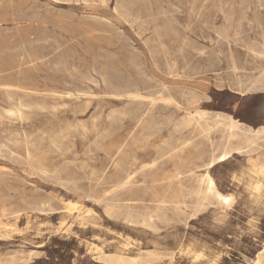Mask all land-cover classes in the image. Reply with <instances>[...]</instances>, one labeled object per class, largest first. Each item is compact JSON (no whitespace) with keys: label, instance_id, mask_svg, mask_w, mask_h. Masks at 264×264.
I'll list each match as a JSON object with an SVG mask.
<instances>
[{"label":"rangeland","instance_id":"1","mask_svg":"<svg viewBox=\"0 0 264 264\" xmlns=\"http://www.w3.org/2000/svg\"><path fill=\"white\" fill-rule=\"evenodd\" d=\"M261 126L264 0H0V264H264Z\"/></svg>","mask_w":264,"mask_h":264},{"label":"bare ground","instance_id":"2","mask_svg":"<svg viewBox=\"0 0 264 264\" xmlns=\"http://www.w3.org/2000/svg\"><path fill=\"white\" fill-rule=\"evenodd\" d=\"M229 122L231 124V127H230L231 130L238 129V125L236 122H234L233 119L229 118ZM254 137L257 139H261L264 137V126L259 127L257 130H254ZM219 150H220L219 155L218 156L214 155L211 158L210 162L207 164L209 168H212L218 163L226 162L231 157L232 152L237 151L238 149L233 147V145H231V142L229 141L227 144L222 145V147ZM260 168H261V171L264 173V164H262ZM201 182L202 184L205 185V189L203 192L204 201H207L209 199H214L217 202H219L221 205L227 208L232 206L234 202V198L231 195L222 194L217 189L214 179L208 173L203 177ZM221 197H223V199H221ZM262 257L263 255L260 254L259 261L256 264H262L261 263ZM97 259L105 264H137L138 263L137 259L132 258V257H121L119 258V260H114V259L105 257L100 252H99V257H97Z\"/></svg>","mask_w":264,"mask_h":264},{"label":"snow or ice","instance_id":"3","mask_svg":"<svg viewBox=\"0 0 264 264\" xmlns=\"http://www.w3.org/2000/svg\"><path fill=\"white\" fill-rule=\"evenodd\" d=\"M221 199H223V197H221ZM227 202V201H226Z\"/></svg>","mask_w":264,"mask_h":264}]
</instances>
